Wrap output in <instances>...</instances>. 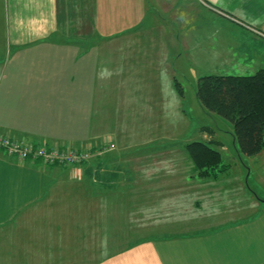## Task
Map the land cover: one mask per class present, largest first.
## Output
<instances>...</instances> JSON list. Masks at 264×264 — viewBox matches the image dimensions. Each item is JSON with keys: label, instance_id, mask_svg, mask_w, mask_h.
I'll list each match as a JSON object with an SVG mask.
<instances>
[{"label": "crops", "instance_id": "crops-1", "mask_svg": "<svg viewBox=\"0 0 264 264\" xmlns=\"http://www.w3.org/2000/svg\"><path fill=\"white\" fill-rule=\"evenodd\" d=\"M196 1L200 22L192 19L189 2L172 0L156 4L167 19H152V27L109 33L90 0L91 32L74 33L64 26L78 25L77 9L88 10L89 0H0V134L88 151L106 142L118 150L111 168L136 171L128 179L108 173L96 181L100 189L84 192L79 185L89 179L77 177L75 167L19 161L0 149V264H264V199L247 185L264 149L242 156L228 133L238 165L198 178L183 145L206 139L194 116L202 107L194 92L188 98L193 108L185 111L187 94L177 79L182 71L171 61L182 57L199 71L207 56H245L238 47L264 51V0H222L224 11L204 0L224 19L210 18V25ZM125 16L123 25L139 24ZM223 22L257 36L216 33ZM205 26L213 32L204 33ZM218 40L234 43L230 54L219 53ZM128 137L141 147L126 145ZM215 142V149H225ZM112 184L134 185L118 199L135 205L110 204L117 199L108 193ZM85 195L91 202L81 208ZM116 214L121 219L113 226L120 230L110 225ZM145 214L150 221L142 220ZM74 232H86V240Z\"/></svg>", "mask_w": 264, "mask_h": 264}, {"label": "rangeland", "instance_id": "rangeland-1", "mask_svg": "<svg viewBox=\"0 0 264 264\" xmlns=\"http://www.w3.org/2000/svg\"><path fill=\"white\" fill-rule=\"evenodd\" d=\"M80 2L82 0H76V2ZM172 0H96V4H97V10H98V14L96 15V17L98 18V20L100 21V25L102 26V28L109 32V33H118L120 32V29L122 31H124L123 29H129L127 31H131L134 30L136 27H147V25H149V27H152V25L150 24L151 22H153V20H156V17L160 18V19H167L165 12L156 4H162V3H169ZM174 3H184L186 4V2H189L190 6L192 7V19H196L199 20V22L201 20L204 19L203 11H201V9H199L193 2L196 0H173ZM222 0H214L212 3L213 5L215 4V7L221 9L222 11H224V6L220 5V2ZM196 2H198V4L200 5V7L204 8L206 11V18H208V24H211L210 18H220V16L215 15L214 13H211L209 10L211 6L208 5V3H205L204 0H197ZM134 4V7L136 8L137 14L138 16L136 18H132L131 15L129 14V7L131 4ZM90 0H89V9L86 10L87 8H85L84 10H82V8H78L77 9V16L74 17L73 14L74 12H71V16L74 17L75 19L80 18L78 21V25H65L64 27H67V29L69 31H72L74 33H82V32H91V12H90ZM79 6H83V3H79ZM222 7V8H220ZM198 10H200L198 12ZM175 12L179 13L181 11H183L182 9H175ZM76 13V12H75ZM140 14L142 16H140ZM196 14V15H195ZM64 15V14H63ZM66 15V14H65ZM125 16L126 22L128 23H132L133 21H137V23H139L138 25H123V20H122V16ZM65 17V16H64ZM63 17V18H64ZM86 17L88 19H86ZM153 19V20H152ZM82 20H84L85 22H89V25H86V23H84L82 25ZM177 21V20H176ZM175 21V24H176ZM192 22V20H191ZM190 22V25H191ZM142 23V24H141ZM209 24V25H210ZM224 25H221V29L219 31H216V33H221L223 36H227V35H235L238 34V36H241L242 34H246L249 35L252 34L254 36H257V32L251 31L250 29H241L240 27H227V23L223 22ZM190 25L188 26V24L183 28V30L187 31L188 27L190 28ZM182 29V25L180 23V25H177ZM100 27V26H97ZM135 27V28H134ZM218 28V27H216ZM230 28V29H229ZM237 30H236V29ZM240 28V29H239ZM146 30V29H145ZM143 30V31H145ZM248 30V31H247ZM183 32V31H181ZM213 31L211 30V27H207L205 26L204 28V33L206 34H210ZM95 33H97V28L95 29ZM259 37V36H258ZM262 39H264V37H261ZM243 39V38H242ZM264 43V42H263ZM262 43V44H263ZM234 43L232 41H221L218 40L217 45L220 46V48H223L219 51V53H227L230 54L231 52L229 51L230 48H232V45ZM245 45V44H244ZM243 45V46H244ZM264 45V44H263ZM238 51H241L242 54L245 53V56L243 57H238V58H231V56L229 55V57H223L221 56H207L208 51H206V64L201 66L200 70L197 71L195 70L194 67L192 66H186L183 63V59L182 57L176 56L173 58H171V61L173 60V65L175 69L181 70L182 73H178L177 75V79L184 85V89H185V93L187 94V99L185 100V103L183 104V107L185 109V111L189 112L191 111V109L188 105L189 103V96L191 94H193L196 90V83H197V79L199 77L205 76V75H212V74H217V75H240V76H250L253 75L256 71H258L259 69H264V51H259V50H253L251 48L246 49L245 47H238ZM237 51V50H236ZM215 52V51H214ZM234 53H238V52H234ZM233 54V52H232ZM226 56V55H225ZM204 58V57H203ZM185 94V95H186ZM193 108V107H191ZM195 118H197L196 121H199V127L204 126V130L207 132L206 134V139H204V142H211V146L214 148V142L216 141V139L222 141V143L224 144L225 149L220 151V148H216L219 149V152L222 155L224 164H229L232 166H234V162H236L237 164V157H236V152L235 149L233 147V145L231 144L230 141V137L228 136V133L231 134L232 133V125L229 121L213 114V113H209L207 111H205L203 108L201 109V111L199 112L198 110H196V114L194 115ZM164 126V125H163ZM203 131V132H205ZM212 135H214V137H212ZM215 138V139H214ZM126 145H132V149H134V147L136 148H140L141 146H139L136 139L135 138H126L125 142ZM136 143V144H135ZM217 143V142H216ZM141 145V144H140ZM183 145V149H184ZM131 149V150H132ZM133 151V150H132ZM185 151V149H184ZM89 156L83 161V163L75 165L73 167H75L77 169V172H79L77 174L76 172V176L82 178V176H85L84 178L89 179L85 184H80L79 187L85 190H95V189H100V184H97V182L99 181V177H103L104 175L106 176L108 173H110V175H107V178H112L116 179V178H123V179H128L129 177H133L135 175L134 169H132L130 171V169H123V168H111L110 165H116L117 164V159L118 157L116 156V154H118V150L115 149L114 147H110V145L108 143H103L100 144L96 149L94 150H90L89 151ZM238 152V151H237ZM186 153V152H185ZM238 154H240L238 152ZM187 156V154H186ZM241 156V155H240ZM133 157V154H132ZM188 157V156H187ZM245 158V157H244ZM189 159V158H188ZM120 160V159H119ZM248 162V165L251 166V161H249L248 159H246ZM120 161H125V160H120ZM245 161V159H244ZM255 164L251 166V172L250 174L247 176V185L248 187L251 188V190L255 193L256 196L263 198L264 199V159L262 157L256 159V161H254ZM86 169H85V167ZM108 165V166H106ZM102 166H105L102 167ZM113 166V167H114ZM83 168V169H81ZM87 171L90 172V177L89 178L87 176V174L85 175V172L87 173ZM84 172V175H83ZM131 173V174H130ZM247 174L244 173V176H246ZM97 181V182H96ZM96 182V183H95ZM94 183V184H93ZM113 186L111 191L112 192H108L110 197H114L117 199L112 198V202H110V204H115V208H119L121 207L122 209L126 208V204L127 203H133V205H135V201L132 202H128L126 200L123 199H118L119 196H123L125 195V193H127V191L125 190L128 186L130 187H134V185H118V184H112ZM95 188V189H94ZM132 191V190H131ZM83 192V190H82ZM101 192V191H100ZM99 192V194H100ZM88 197V199H87ZM110 198V199H111ZM120 198V197H119ZM81 199H85L83 202L80 203L81 208H86V204L87 202H91L90 201V197L85 195V198H81ZM111 201V200H110ZM137 203V202H136ZM89 206V205H88ZM110 206V205H109ZM85 210V209H84ZM89 215L91 214V212H88ZM145 214V217H142V220L144 222H148L150 221V217ZM90 217V216H89ZM119 219H121L119 216H117L116 214V222H114L113 224H110L112 227H114L116 230H120V228L113 226L115 223L119 222ZM126 219V217H125ZM129 218H127L128 220ZM126 221V220H125ZM123 222V221H122ZM144 224V223H142ZM148 224V223H147ZM122 226H124L123 224H120ZM82 227H80L81 229ZM77 232H74L73 235H76ZM80 236L79 240H82V238L84 240H86L85 238L87 237V233H77ZM86 235V236H85ZM123 236H125L126 234H122ZM143 237L144 236H161V235H166V234H158L156 235L155 233L153 234H142ZM128 236H131V238L135 237V234H128ZM127 237V236H126ZM90 240V238H89ZM78 253H82V251H77Z\"/></svg>", "mask_w": 264, "mask_h": 264}, {"label": "trees", "instance_id": "trees-1", "mask_svg": "<svg viewBox=\"0 0 264 264\" xmlns=\"http://www.w3.org/2000/svg\"><path fill=\"white\" fill-rule=\"evenodd\" d=\"M176 87L181 93L178 84ZM195 95L205 111L231 123L237 150L242 156L254 157L264 149V69L250 76L212 74L199 77ZM210 143L194 141L184 146L200 179L215 178L229 170L221 153ZM217 145L214 142V146Z\"/></svg>", "mask_w": 264, "mask_h": 264}, {"label": "built area", "instance_id": "built-area-1", "mask_svg": "<svg viewBox=\"0 0 264 264\" xmlns=\"http://www.w3.org/2000/svg\"><path fill=\"white\" fill-rule=\"evenodd\" d=\"M110 147L113 146L110 145ZM0 149L19 161L31 160L45 166H75L83 163L90 153L88 150H75L58 146H33L2 134H0Z\"/></svg>", "mask_w": 264, "mask_h": 264}]
</instances>
